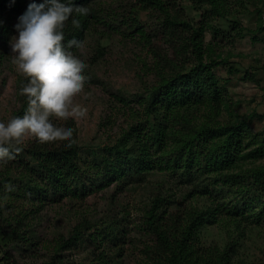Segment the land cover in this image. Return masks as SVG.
<instances>
[{"label": "rangeland", "instance_id": "1", "mask_svg": "<svg viewBox=\"0 0 264 264\" xmlns=\"http://www.w3.org/2000/svg\"><path fill=\"white\" fill-rule=\"evenodd\" d=\"M167 1L183 8L186 18L197 27L204 24V61L221 63L214 73L230 110L222 108L219 123L245 120L251 134L264 138V0H231L229 13L220 17L211 15L208 6L196 11L187 0ZM138 4V0H93L88 8L94 25L86 33L83 47L73 52L85 62L87 77L76 102L88 112L74 120L81 182L54 187L24 156L38 142L30 135L19 144L24 154L0 160V175L5 178L0 179V264H41L57 254L74 264H96L102 253L114 264H154L156 258L150 250L155 237L145 221L153 198L168 194H175L174 205L183 210L217 207V221L199 233L201 246L222 253L229 244L238 243L233 264H264V221L257 224L246 216H232L229 211L236 199L216 184L214 176H200L194 170L189 177L155 168L124 179L125 187L103 182L110 180L107 169L120 165V154L112 148L122 136L132 126L144 132L152 128L156 115L150 117L147 112L149 107L153 110L152 93L161 78L186 72L182 59L187 67L196 61L191 52L188 56L178 54L181 43L167 36L158 13L139 14L144 32L131 25ZM20 15L1 12L0 17L1 26L11 29L9 34L0 30L2 122L24 114L26 97L20 95V88L27 81L11 62L9 43L18 35L15 25ZM205 113V108L186 110L191 125L201 123ZM54 119L61 123L64 118ZM151 150L159 164L164 153L149 147ZM260 166L264 159L247 161L242 168ZM238 200L240 212L248 214L252 209ZM179 208L172 206L170 211L179 213ZM19 220L25 225L20 233ZM75 234L82 238L72 249L59 247L62 240Z\"/></svg>", "mask_w": 264, "mask_h": 264}, {"label": "trees", "instance_id": "2", "mask_svg": "<svg viewBox=\"0 0 264 264\" xmlns=\"http://www.w3.org/2000/svg\"><path fill=\"white\" fill-rule=\"evenodd\" d=\"M187 1L196 11L208 6L211 15L220 17L229 13L231 0ZM31 2L32 0H15L14 3L13 0H0V17L1 12L23 14ZM92 2L93 0H74V3L87 7ZM138 3V8L133 10L131 25L134 24L136 29L144 32L142 26L139 27V14L158 13L167 36H171L174 42L181 43L178 54L186 56L191 52L196 61L194 65L187 67L188 64L184 65L185 59L180 58L185 67L182 69L186 72L175 73L169 79L161 78V82L152 93L150 106L153 110L149 107L147 112L150 117L156 115L152 128L144 132L139 126H132L131 130L122 136L118 144L112 148L120 154V162L118 161L120 165L112 164L107 169L110 172V180L103 182L108 186L116 182L121 188L127 184L124 179H129L133 175L138 176L145 170L159 168L161 171L171 173L182 172L189 177L194 170H197L200 176H214L213 180L216 184L226 189L229 195H234L236 200L232 210L229 211L232 216L242 218L246 216L255 221L254 223H262L264 166L248 170L242 167L247 161L264 159V138L251 134L249 123L245 120L237 123H219L218 117L222 108L230 110V105L224 100V91L214 73V69L221 63L204 61L203 37L206 31L204 24L201 23L197 27L190 22L186 18L185 10L176 2L138 0ZM73 15H78L81 23L77 26L72 23L71 18L65 22L63 29L65 43L73 36L84 41L86 33L95 22L94 16L89 13L87 15L73 13ZM0 30L8 34L11 32L10 28H5L1 24ZM78 48L73 46L71 51L75 52ZM26 108L27 100L24 102V112ZM194 108H205L206 113L201 123L191 125L189 120L191 117L186 114V110ZM61 124L74 128L73 143L69 144L66 140L38 141L24 155L35 163L36 168L38 167L56 188L65 187L70 181L81 182L83 172L76 123L73 119H63ZM149 147L164 153L159 164L153 160L152 150L148 151ZM22 153L24 154L22 151L19 152L20 155ZM0 179L5 178L0 175ZM1 190L2 185H0ZM174 196L175 194H168L154 197L146 216V229L155 237V244L150 250L156 258L154 264H233V259L238 254V243L229 244L222 253L200 244L201 230L207 224L217 221V207L210 205L206 208L192 207L183 210L174 205L177 201ZM238 198L244 200L245 206L248 205L252 209L248 214L240 212ZM172 206L179 208V213L170 211ZM23 223L19 220V233L25 227ZM81 238L82 234H75L68 241L62 240L59 247L72 249ZM103 254L98 257L99 261L96 264H114L107 255ZM41 264H74V262L57 254Z\"/></svg>", "mask_w": 264, "mask_h": 264}, {"label": "clouds", "instance_id": "3", "mask_svg": "<svg viewBox=\"0 0 264 264\" xmlns=\"http://www.w3.org/2000/svg\"><path fill=\"white\" fill-rule=\"evenodd\" d=\"M89 11L74 0H32L18 17V35L9 43L11 62L27 81L20 88L27 108L22 116L0 121V160L14 159L22 151L19 144L26 135L40 142H74V128L54 117L75 120L87 115L88 108L76 102L87 81L86 64L71 51L73 46L83 47L84 41L73 36L65 43L63 29L69 18L80 25L79 16L73 13L87 15Z\"/></svg>", "mask_w": 264, "mask_h": 264}]
</instances>
